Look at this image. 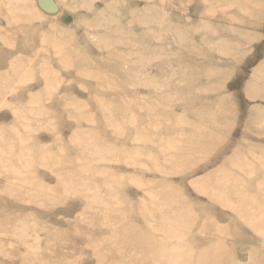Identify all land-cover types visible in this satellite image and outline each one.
Instances as JSON below:
<instances>
[{"label":"rangeland","instance_id":"1","mask_svg":"<svg viewBox=\"0 0 264 264\" xmlns=\"http://www.w3.org/2000/svg\"><path fill=\"white\" fill-rule=\"evenodd\" d=\"M0 264H264V0H0Z\"/></svg>","mask_w":264,"mask_h":264}]
</instances>
